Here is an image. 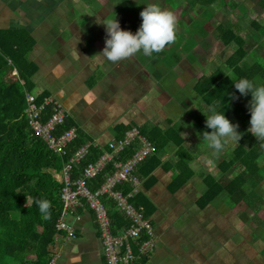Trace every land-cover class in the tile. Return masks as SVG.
<instances>
[{
	"label": "crops",
	"instance_id": "crops-1",
	"mask_svg": "<svg viewBox=\"0 0 264 264\" xmlns=\"http://www.w3.org/2000/svg\"><path fill=\"white\" fill-rule=\"evenodd\" d=\"M127 1L0 0V30L26 32L31 37L33 46L27 59L36 68L31 94L61 104L88 143L106 150L111 140L118 139L119 126L172 127L183 139L185 159L192 170L186 183L169 191L175 174L169 165L178 160L174 146L169 145L160 157L164 166L152 172L154 182L145 189L140 181L138 187L152 206L147 219L153 229L154 248L144 264H264V256L257 255L251 240H234L235 207L225 205L224 200L198 207L205 190L203 179L213 176L211 157L200 151L207 143L197 132L199 126L182 121V110L178 112L179 107L185 108V98H173L167 92L172 78L167 69L172 68L166 65L165 55L172 56L175 48L184 47V39L176 34L160 52L146 55L139 50L116 62L99 54L108 35L106 19L116 16L120 26L132 32L138 29L134 22L141 24L143 8L125 7ZM178 51L173 57H180L175 61L180 69L187 55ZM172 72L176 76L174 69ZM200 76L190 79L191 86ZM199 100L198 96L196 103ZM67 221L74 236L56 240L55 264H105L93 214L85 209L78 219L69 217Z\"/></svg>",
	"mask_w": 264,
	"mask_h": 264
},
{
	"label": "trees",
	"instance_id": "trees-1",
	"mask_svg": "<svg viewBox=\"0 0 264 264\" xmlns=\"http://www.w3.org/2000/svg\"><path fill=\"white\" fill-rule=\"evenodd\" d=\"M203 1L209 5L219 0ZM251 23L257 31L258 27H262L259 23ZM214 30L216 38L224 47L234 45L235 49L221 66L207 75L202 74L191 86V91L209 108L214 106L224 110L225 104V114L233 123L239 125L237 130L242 142L230 151L227 160L222 159L216 165L222 175L228 171L233 172L234 175L230 179L222 182L212 175L204 177L205 190L197 201L199 208L207 206L223 193L228 197L234 196L237 200L245 199L248 204L251 192L247 191L256 190L264 181V141L257 139L254 144L250 143L251 113L248 106L251 93L242 95L233 84L243 77L253 80L256 84H264V57L255 56L250 52L246 39L239 34L240 28L236 25L223 22L217 24ZM32 46L33 40L26 32L0 30V264H49L50 250L56 233L55 223L63 210L59 197L61 184L52 177V172L60 171L63 162L79 147L88 143V139L78 130L76 138L66 148V155L62 156L51 152L44 142L32 133L24 114L25 95L32 92L34 85L31 76L36 71L35 65L27 59V53ZM248 55L260 59L244 67L241 62ZM13 69L16 70L17 76L11 74ZM44 98L45 95H39L35 99L36 103L40 104ZM51 113L49 105L43 110L41 120H46ZM206 119L197 128L202 138L204 131H211L206 125ZM72 125L74 124L67 117L64 123L57 127L55 134H61ZM130 128L119 126L118 138ZM138 129L140 135L154 146V153L136 167L134 175L143 181L141 185L147 189L154 182L152 172L157 167L164 166L161 155L167 146L172 145L178 160L169 165L175 172L169 191L179 189L192 176V170L185 159L183 139L172 127L161 129L157 126H143ZM136 145L137 143L130 145L114 160L128 159ZM101 154L102 149L91 144L87 155L73 168L72 177H80L82 169L95 162ZM112 171L110 162L98 176L87 181L89 189H98ZM116 189L128 193L132 187L129 183H121ZM42 199L50 201L48 218L43 217L36 203ZM104 202L114 232L130 226L129 220L114 210L111 201ZM129 202L136 207H142L144 217L148 218L152 206L140 191L136 192ZM251 204L254 202L251 201ZM145 260L146 257H142L132 263L144 264Z\"/></svg>",
	"mask_w": 264,
	"mask_h": 264
},
{
	"label": "built area",
	"instance_id": "built-area-1",
	"mask_svg": "<svg viewBox=\"0 0 264 264\" xmlns=\"http://www.w3.org/2000/svg\"><path fill=\"white\" fill-rule=\"evenodd\" d=\"M11 74L17 76L16 70L13 69ZM35 99L34 95L26 93L24 114L32 133L40 138L51 152L65 156L67 146L76 138L77 127L72 125L61 134H55L57 127L62 125L68 116L65 109L49 97H45L40 104H37ZM49 105L52 113L42 121L43 110ZM133 143H137L136 149L128 159L114 160ZM90 145L91 143H86L79 147L63 162L60 171L52 172V177L61 184L59 197L63 204V210L55 223L54 243L63 235L69 238L74 236V229L67 218L78 219L80 211L85 210L86 206L94 216L105 264H130L147 257L154 248L153 229L150 221L144 217L142 207L134 206L129 199L138 192L140 185L134 171L145 158L154 153V146L140 135L138 127L133 126L122 137L111 140L96 161L87 164L80 177L74 179L72 170L87 155ZM110 162L113 166L112 173L104 178L98 189L90 190L87 181L98 176ZM121 183H129L132 189L123 193L122 190L116 189ZM104 200L111 201L114 210L129 220V227L114 232ZM53 245L49 264H55Z\"/></svg>",
	"mask_w": 264,
	"mask_h": 264
},
{
	"label": "rangeland",
	"instance_id": "rangeland-1",
	"mask_svg": "<svg viewBox=\"0 0 264 264\" xmlns=\"http://www.w3.org/2000/svg\"><path fill=\"white\" fill-rule=\"evenodd\" d=\"M126 3L128 4L125 7L129 5L137 11L138 5L144 8L149 3H158L161 8L174 12L177 21L175 31L179 38L184 39L185 46L175 48L172 51V56L165 55L166 65L176 71L175 76V73H171L172 69H167L169 75L172 76L167 92L173 98L178 96L185 98V101H183L185 110L179 107L178 112L180 113L182 110V115L180 114L182 117H180L182 121H187L190 126L196 123L195 126L198 127L199 123L205 120L206 116L204 117L205 114L200 110L201 108L205 113H208L210 109L204 107V105L200 106V100L196 103L198 96L191 91L192 81L196 76H200V73L207 75L216 67L221 66L235 49L234 45L224 47L216 38L214 27L217 24L230 22L232 25L239 27L241 29L239 34L246 39L247 48L250 52L255 56L264 57V0H219L209 5H206L208 3L203 0H159L158 2H155V0H128ZM251 22L259 23L262 27H258L259 30L257 31ZM133 24L138 28L140 26L139 21ZM194 45L196 46L193 51ZM176 50H179L177 53L187 55L185 63L187 66L184 64L182 68H177L175 61L180 57H173ZM258 59L260 58L248 55L241 63L244 67H248ZM178 82H183L184 86H180ZM195 112H197V115ZM195 116L196 118H194ZM251 134L250 143L254 144L257 137L252 132ZM240 142H242L241 138L238 142L229 139L225 143L226 147L218 154H214V150L207 145L202 150L199 149L211 157L213 176L219 178L222 182H226L234 174L228 171L222 175L216 165L222 159L227 160L230 151ZM205 144L202 143V145ZM246 146H248L247 143ZM247 192H251L247 200L249 201L248 204L245 199L237 200L234 196L228 197L226 193L220 194L218 199L214 201L218 203L224 200L225 202L222 203H225V205L235 207L234 240H236V243L243 240L250 243L251 240L250 245H252L253 250H256L257 255L262 257L264 256V181L258 185L256 190ZM252 192L257 194H252ZM251 201L254 204H251ZM225 231L224 237L228 240L229 235H227L226 229ZM260 237L262 240H256Z\"/></svg>",
	"mask_w": 264,
	"mask_h": 264
},
{
	"label": "clouds",
	"instance_id": "clouds-1",
	"mask_svg": "<svg viewBox=\"0 0 264 264\" xmlns=\"http://www.w3.org/2000/svg\"><path fill=\"white\" fill-rule=\"evenodd\" d=\"M140 16L142 22L139 28L132 32L120 26L116 16L104 21L108 33L102 54L108 60L116 62L129 55L142 50L144 54L150 55L160 52L166 44L176 39V16L173 11L160 7L158 3H149L144 7ZM236 89L242 95L251 93L248 110L250 115V128L258 140L264 141V84H256L253 80L243 77L233 82ZM224 110L211 107L209 113H205L206 125L211 131L202 133L203 140L214 150V154L221 152L225 143L229 140L240 139L237 130L238 123H233L225 114ZM39 211L44 218L50 216V201L47 199L37 200Z\"/></svg>",
	"mask_w": 264,
	"mask_h": 264
}]
</instances>
